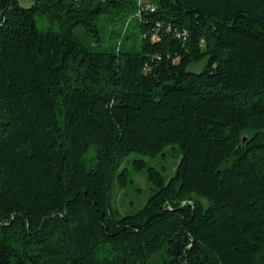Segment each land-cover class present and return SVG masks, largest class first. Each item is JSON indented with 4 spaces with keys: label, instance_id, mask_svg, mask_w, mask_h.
Here are the masks:
<instances>
[{
    "label": "trees",
    "instance_id": "1",
    "mask_svg": "<svg viewBox=\"0 0 264 264\" xmlns=\"http://www.w3.org/2000/svg\"><path fill=\"white\" fill-rule=\"evenodd\" d=\"M24 1L0 0V264H264V0ZM103 16L139 50L101 49ZM167 146L121 213V160Z\"/></svg>",
    "mask_w": 264,
    "mask_h": 264
},
{
    "label": "rangeland",
    "instance_id": "2",
    "mask_svg": "<svg viewBox=\"0 0 264 264\" xmlns=\"http://www.w3.org/2000/svg\"><path fill=\"white\" fill-rule=\"evenodd\" d=\"M21 2L27 5V2L25 3L24 0H21ZM100 21L101 41L98 43L101 49H114L118 43L122 42V49L124 51L134 52L139 50L140 35L134 23L135 19L131 21L128 27L117 16L115 19L103 16ZM76 32L79 34L83 33L79 29H76ZM124 35H126L125 38ZM83 36L86 37L87 32L83 33ZM198 67L199 65H190L188 70L195 71ZM90 154H87V162L90 161ZM176 156L177 152L175 148L173 146H167L162 153L154 157L133 152L121 160L117 171L126 169L130 179L126 186L119 187L116 184L114 188L112 201L121 213H131L138 210L145 203L151 192L147 181L146 168L135 169L134 161L142 159L146 162L147 166L157 167L167 176L172 172L171 167L177 163Z\"/></svg>",
    "mask_w": 264,
    "mask_h": 264
}]
</instances>
